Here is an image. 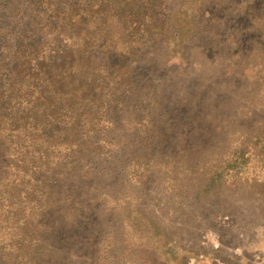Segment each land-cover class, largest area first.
I'll return each mask as SVG.
<instances>
[{
	"label": "rangeland",
	"instance_id": "374dc122",
	"mask_svg": "<svg viewBox=\"0 0 264 264\" xmlns=\"http://www.w3.org/2000/svg\"><path fill=\"white\" fill-rule=\"evenodd\" d=\"M208 1L184 56L167 60L159 44L145 50V60L133 69V88L114 110L116 120L119 111L132 107L140 123L159 122L145 133L140 124V130L125 136L105 158L104 172H112L108 205L114 210H99L96 204L92 211L99 210L108 237L101 240L95 221L77 220L55 233L45 264H93L100 241L109 251V264H264V105L253 103V97L264 93V75L259 77L264 72L257 75L262 67L244 66L243 58L232 56L243 57L255 45L259 36L249 30L252 21L264 15V0H224L221 9H213L217 4ZM31 3L36 0H0V9L4 6L8 14L0 30L13 29H2L10 21L16 24L13 30L24 29L25 16L14 10ZM178 5L177 0H166L158 21L165 22ZM26 11L34 22L31 10ZM56 24L62 27L54 19L53 29ZM34 25L33 36L64 39L62 31L50 33L47 27L46 33H39L45 21L36 19ZM230 37L239 41L237 49ZM111 53L115 65L123 66L120 49L113 47ZM6 54L1 42L3 79L9 76L3 69L7 63L1 62ZM135 156L151 165L132 183L128 167ZM103 160L93 157L89 162L103 171ZM70 187L89 202L96 199L93 179ZM83 212L90 214L88 209ZM129 215L145 230L135 231L136 226L135 235H129L120 225Z\"/></svg>",
	"mask_w": 264,
	"mask_h": 264
},
{
	"label": "trees",
	"instance_id": "16d2710c",
	"mask_svg": "<svg viewBox=\"0 0 264 264\" xmlns=\"http://www.w3.org/2000/svg\"><path fill=\"white\" fill-rule=\"evenodd\" d=\"M213 1L217 4L213 9L225 5L224 0L208 3ZM177 2L174 14L160 22L166 0H36L25 9L14 10L25 16L24 29L13 30V21L4 23L2 29L10 25L13 29L0 30V43L7 50L1 62L7 63L3 69L9 73L3 79L5 72H0V264H45L51 258L48 248L55 233L78 224L77 220L95 221L101 240L108 237L99 214L101 206L114 210L108 205L112 194L107 179L112 172H104L105 158L114 154L125 136L140 130V124L146 127L145 133L159 122L140 123L132 107L119 111L116 120L114 110L133 88V69L145 60V50L159 44L167 60L184 56L207 0ZM5 9H0V22L7 18ZM27 9L34 22L26 15ZM36 19L45 21V27H36L38 32L43 29L46 33V27L50 33L59 30L64 39L33 36ZM54 19L62 27L56 24L53 29ZM263 21L264 15L252 21L249 31L259 36L255 45L243 57L232 54L243 58L244 66L262 67L254 71L257 75L264 72V23L259 24ZM231 40L238 48L239 41ZM113 47L124 54L123 66L110 58ZM98 52L105 56L101 58ZM246 55L249 58L243 61ZM263 75L259 77L263 79ZM253 99L264 105V93ZM255 142H259L257 137ZM93 157L104 158L103 171L89 162ZM145 160L132 159L128 167L132 183L151 165ZM90 179L95 181L96 199H103L102 203L95 197L89 202L70 187ZM96 204L99 210L92 211ZM85 209L90 211L88 216ZM120 225L129 235H135L136 226L135 231L145 230L134 215ZM96 247L93 264H109V251H104L102 241Z\"/></svg>",
	"mask_w": 264,
	"mask_h": 264
}]
</instances>
